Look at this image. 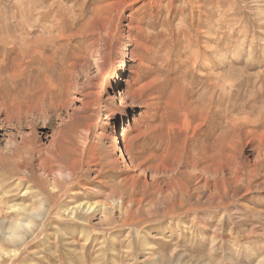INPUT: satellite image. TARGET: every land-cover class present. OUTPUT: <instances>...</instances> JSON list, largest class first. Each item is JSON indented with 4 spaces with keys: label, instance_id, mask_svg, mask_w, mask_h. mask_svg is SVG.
<instances>
[{
    "label": "rangeland",
    "instance_id": "rangeland-1",
    "mask_svg": "<svg viewBox=\"0 0 264 264\" xmlns=\"http://www.w3.org/2000/svg\"><path fill=\"white\" fill-rule=\"evenodd\" d=\"M29 1L0 0V44ZM79 2L90 17L115 0ZM125 16L141 32L129 97L77 68L0 124V264H264V0H136ZM77 84L89 107L62 120ZM85 202L86 218L55 213L16 242L43 203Z\"/></svg>",
    "mask_w": 264,
    "mask_h": 264
},
{
    "label": "bare ground",
    "instance_id": "bare-ground-1",
    "mask_svg": "<svg viewBox=\"0 0 264 264\" xmlns=\"http://www.w3.org/2000/svg\"><path fill=\"white\" fill-rule=\"evenodd\" d=\"M79 1L30 0L25 20L21 16L22 12H17L14 35L8 41L4 39V42L1 41L2 45L0 44V47H7L5 56L9 55V62L6 57L0 62V124L2 127L9 121L11 105L31 99L35 82H42L47 90L53 93L59 88L60 80L65 76L68 78V76L75 75L77 68L86 71L94 70V77L99 81H105L110 76L114 77L111 89L118 91L120 100L129 97L130 93L127 95L126 91L121 94L123 84L120 78L123 76L128 79L125 69L130 72L131 67L136 63L137 39L139 38L134 34L136 31H134L132 20L125 16L127 6L136 0H115L114 3L106 4L107 6H104L99 11L93 12L90 17L86 14L84 6ZM103 3L105 4V2ZM69 45H72L71 51L67 50ZM125 83H127V80ZM68 84L70 83L67 82L66 85ZM79 86V84L76 85V93L80 92ZM91 86L97 87L98 84L91 82ZM81 89L84 88L82 87ZM65 93H67V101L60 103L59 107L55 109L64 117H62V120H82V111L89 107V102L87 101L89 95L80 92L81 97L71 100L72 95L70 96L68 91ZM16 108H20V106ZM118 122L119 120L116 119L113 131L109 136L114 151L120 149L117 136ZM120 136H125L124 127ZM55 137L54 142L58 139L57 135ZM125 154L130 155V149L125 148ZM88 158L90 159V157ZM130 163L134 172H138L139 166L134 160ZM189 172L192 176L197 174L194 171ZM69 175L66 174L65 179ZM69 194L67 193L65 197L69 198ZM70 195H73L70 198H77L75 193ZM94 207V204L89 202L71 206L62 203L52 207L43 203L41 208H38V211L29 213L33 221L38 224L37 229L34 231V229L32 230L20 223L17 225L19 232L13 236L17 238L16 242H19L28 235L34 236L33 234L36 231L43 232L48 220L55 213H63L67 217L83 219L94 210ZM14 209L17 212H27L24 204L16 205ZM26 220H23V222ZM20 230L22 231L20 232Z\"/></svg>",
    "mask_w": 264,
    "mask_h": 264
}]
</instances>
